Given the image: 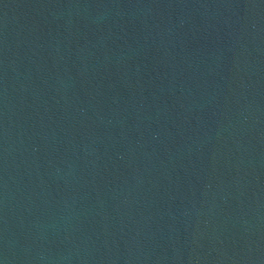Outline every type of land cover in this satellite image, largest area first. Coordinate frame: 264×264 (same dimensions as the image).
I'll list each match as a JSON object with an SVG mask.
<instances>
[{
	"label": "water",
	"instance_id": "obj_1",
	"mask_svg": "<svg viewBox=\"0 0 264 264\" xmlns=\"http://www.w3.org/2000/svg\"><path fill=\"white\" fill-rule=\"evenodd\" d=\"M0 264H264V0H0Z\"/></svg>",
	"mask_w": 264,
	"mask_h": 264
}]
</instances>
